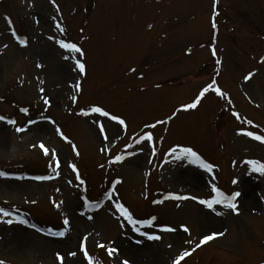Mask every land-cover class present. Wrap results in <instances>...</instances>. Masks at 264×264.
Returning a JSON list of instances; mask_svg holds the SVG:
<instances>
[{
	"label": "rangeland",
	"instance_id": "rangeland-1",
	"mask_svg": "<svg viewBox=\"0 0 264 264\" xmlns=\"http://www.w3.org/2000/svg\"><path fill=\"white\" fill-rule=\"evenodd\" d=\"M56 3L60 12L50 0H0V116L6 118L0 121V172L5 174L0 176V208L13 212V219L23 215L28 222L0 223V260L5 264H58L57 252L67 255L77 250L81 237L91 233L88 247L98 264H117L121 258L130 264H173L178 253L191 250L205 235L223 232V237L198 248L182 264H264V176L252 173L244 163H264V145L237 135L241 129L264 135V0H219L215 31L211 27L214 0ZM54 16L66 28L63 37L55 30ZM5 17L29 40L27 49L15 43ZM49 35L83 47L86 76L81 77L63 59V50L47 39ZM213 44L223 61L217 83L232 104L209 93L197 110L181 112L156 129L146 128L192 102L212 81L217 67L211 55ZM37 63L44 68H37ZM250 72L255 75L246 84L244 76ZM39 80L45 81V95L52 101L47 112L40 99ZM77 81L82 92L73 104L72 85ZM92 105L124 118L127 133L114 139L117 126L106 121L111 141L106 144L92 124L93 118L76 114ZM22 108L29 110L27 115ZM232 111L259 127L238 121ZM8 119L17 124H7ZM32 120L37 123L30 125ZM57 126L78 146L79 157L56 135ZM16 127L28 130L17 133ZM142 132L153 134L157 157L152 158L150 146H136L137 155L113 165L105 177L106 168L101 165L123 154L126 145L134 143L132 137ZM41 141L57 149L62 162L60 177L51 181L17 179L44 175L46 161L52 163L33 147ZM177 144L192 147L214 165L215 183L226 194L244 193L239 215L219 206L222 215H216L195 201L180 202L179 208L175 201L160 206L151 203L168 193L210 197L208 173L187 162L164 164L166 153ZM102 147L110 148L111 155L102 153ZM141 147L142 152L138 151ZM67 163L77 164L93 202L119 179L118 198L137 218L157 217L159 226L178 231L160 233L163 239L158 242L147 241L130 226L120 227L109 211V202L98 211L86 212L93 220L81 217L79 213L85 210L80 196L84 193L68 184L76 181ZM50 174L49 169L45 175ZM233 180L239 184L234 185ZM53 200L65 202L61 210ZM65 215L71 221L68 235L63 239L46 236L49 229L63 230ZM32 224L41 228L30 227ZM181 225L190 228L191 236L179 230ZM138 239L144 242L136 244ZM97 241L117 247L119 257H108L106 249L96 246ZM146 253L153 256L147 258ZM156 255L160 258L154 262ZM71 260L67 257L66 264Z\"/></svg>",
	"mask_w": 264,
	"mask_h": 264
},
{
	"label": "snow or ice",
	"instance_id": "snow-or-ice-1",
	"mask_svg": "<svg viewBox=\"0 0 264 264\" xmlns=\"http://www.w3.org/2000/svg\"><path fill=\"white\" fill-rule=\"evenodd\" d=\"M50 2L52 6L55 7L56 11L60 12V8L59 5L56 3V0H50ZM218 4H219V0H214L213 16L211 22V27L214 31L217 29L216 17L219 15V12L216 11V6ZM52 19L54 22L56 21L55 16ZM5 20L7 21L8 27L11 31L12 38L15 39V43L19 46V48L27 49L29 47V40L26 37H23L17 33V31L13 26V22L10 18L5 17ZM37 23H39V21H37ZM54 27L56 32L61 37L65 35L66 28L63 26L61 22H55ZM47 39L49 41H54L55 44L59 47V49L63 50L62 53L63 59L65 61L70 62L74 66L73 67L74 71L78 72V74L81 77L87 75V65L84 59L87 56V53L83 49V47H81L75 42H67L63 38L57 39L53 35H49ZM3 47L8 48V45L4 44ZM211 55L215 58V64L217 65L215 69L214 78L212 79V81L199 92V94L195 97V99L192 102L177 108L175 113L169 116L166 120L160 119L157 120L155 123H150L145 125L146 128L156 129L159 125H167L171 123V121L176 119V117L181 112H190L197 110L198 107L201 106L202 101L209 93H214L220 100L225 101L229 105L232 104L231 98L218 86L217 83L216 78L221 75L220 66H222L223 61L218 55L215 44L212 45ZM261 63H264V59L261 60ZM36 67L42 69L44 68V65L42 63H37ZM131 71L135 72L136 70L135 68H133ZM254 75L255 73H251V72L245 75L244 82L246 84L249 83L253 79ZM39 84L41 85V87H39L40 99L43 101V104L46 106L44 112H47L52 107V101L50 97L45 95L46 89L42 86L45 84V81L39 80ZM72 88L74 89L75 94H73L70 97V99L73 104H76L78 102L79 94L82 92L81 82L77 81L74 85H72ZM249 98L251 99V97ZM21 111L25 115H27L29 110L27 108H22ZM76 114L82 117H92L93 118L92 124L95 125L96 129H98V135L102 136L103 141L106 144L111 143L105 127L106 121L113 122L114 126H117L115 127L114 139L122 137L128 131V123L124 118L109 112L108 110H106L105 108L99 105H92L87 110H81ZM231 114L238 121H242V117L238 112L232 111ZM43 118L48 120L50 124L55 125L56 123L54 120H51L46 116H43ZM5 119H6L5 117L0 116V121H4ZM6 122L7 124L13 126L17 124V121L14 119H8L6 120ZM35 123H37V121L35 120L30 121V125ZM242 123H246L247 125L253 128L259 127L258 125H255L251 120H248L246 122L242 121ZM27 130L28 129L25 127L15 128V131L17 133H23L26 132ZM55 133L57 136H59L61 140L71 145V150L75 154V156L79 157L81 155L78 146L71 139H69L68 136L64 134L63 130L60 127L58 126L55 127ZM237 135L247 137L253 141L259 142L260 144H264V135L256 134L253 131L241 129L240 131L237 132ZM132 140L134 143L126 145V147L123 149V154L116 155L109 159L108 161L109 165L123 164L126 160H130L131 157L136 156L137 155L136 146H150L152 158L154 159L157 157L158 155L157 148H156L154 136L151 132H142L140 134H137V136L132 137ZM33 147L34 148L38 147L40 150H42L44 156L51 158L52 163L49 165L51 174L47 176L30 177V178L17 177V179H34L38 181H51L58 179L61 175L62 162L57 149L49 148L48 146H46V144L43 141H41L38 145L34 144ZM129 149H133V151L129 152ZM143 150H144L143 147L138 149V151L140 152H142ZM100 151L102 153H108L109 155H111V149L108 147H102ZM169 158L171 159L169 160ZM173 161L178 163L187 162V164L194 165L197 168L202 169L204 172L208 173L210 175V183H209L210 197L200 198L195 195L168 193V194H163L162 198L160 199L152 200L151 203L155 205H164L166 201H175L177 202L176 207L179 208L181 207L180 202L195 201L197 204L202 205L204 208L210 210L211 212H214L216 215H222V213L217 210V206L223 209L230 210L235 215H239L240 202L244 193L240 190H236L231 194H226L224 191H222L221 188L217 186V183H215L217 177L213 174L214 173L213 164L206 162L205 159H203L201 155L198 154L197 151H194L192 147L181 146L179 144L169 149V151L166 153L164 164H169ZM149 162L151 163L152 160H150ZM244 163L249 166V169L252 173H258L259 175L264 176V163L258 160H245ZM66 166L70 168L71 171L75 174V181H76V183L73 184V181L69 180L68 184L80 189L81 192L84 193V195L80 196V199L83 202L82 207L85 210L79 213L81 217L86 216L87 220L89 221L93 220L94 217L92 215H86V212L98 211L99 209L104 207V202H109L108 204L109 211H111V214L115 217L117 221H120V227L125 228L126 226H130L131 230L135 232L137 236L143 237L147 241L158 242L163 239V236L160 235V233H175L178 231L176 227L159 226L157 224V217H151L147 219L137 218L134 215L133 211L124 203H122L118 198L117 185L122 183V181L119 179H116L112 183L111 187L104 191V193L102 194L103 202L101 200L93 202L87 195L88 187L85 179L82 178L81 171L78 168L77 164L67 163ZM160 166L163 167V165ZM101 167H104V165H101ZM4 175H5L4 173L0 172V176H4ZM232 183L234 185L239 184V181L233 180ZM56 191L60 192V189L57 188ZM144 199L145 200L149 199L147 194L144 195ZM33 203L35 202L33 201ZM52 203L58 210H61L65 202L63 200L59 202L53 200ZM11 217H13V212L9 210H5L4 208H0V223H5L8 225H12L13 223L21 224V225L28 224L26 219L20 217H16L15 219H13ZM30 227L35 228V225H30ZM179 230L191 236V230L187 225H181ZM36 231H40V230L36 229ZM70 231H71V221L68 218V216L65 215L63 219V230L53 231L52 229H49L45 233V235L56 239H63L68 235ZM224 235L225 233L223 232H218V233L214 232L205 235L202 240L196 242L195 247H193L191 250H185L181 253H178L177 257L173 261V264H182V261L190 257L198 248L203 247L204 245H207L210 242L223 237ZM91 236H92L91 233H88L87 235H83L81 237L80 243L77 246V250L70 251L69 253H67V255L57 252L55 254V259L58 262V264H66L67 257L72 258V260L68 262V264H98L96 258L90 254V250L88 247V241ZM143 242H144L143 240H139V239L135 241L136 244H141ZM96 246L99 249H106L107 255L110 258L115 259L120 255L119 249L117 247L99 241H97ZM168 247H172V245L169 244ZM0 264H5V262L0 260ZM117 264H130V261L126 258H121L120 260H118Z\"/></svg>",
	"mask_w": 264,
	"mask_h": 264
},
{
	"label": "bare ground",
	"instance_id": "bare-ground-1",
	"mask_svg": "<svg viewBox=\"0 0 264 264\" xmlns=\"http://www.w3.org/2000/svg\"><path fill=\"white\" fill-rule=\"evenodd\" d=\"M146 254H147V253H146ZM152 256H153V255H151V254H147V255H145V257H147V258H148V257H152ZM153 258H155V260H154V262H155L156 259H158V258H160V257L156 255V256L153 257ZM154 262H153V263H154Z\"/></svg>",
	"mask_w": 264,
	"mask_h": 264
}]
</instances>
